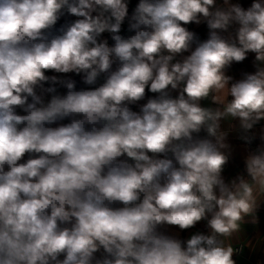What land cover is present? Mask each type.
<instances>
[{
	"label": "clouds",
	"instance_id": "1",
	"mask_svg": "<svg viewBox=\"0 0 264 264\" xmlns=\"http://www.w3.org/2000/svg\"><path fill=\"white\" fill-rule=\"evenodd\" d=\"M130 2L0 0V264H237L249 246L264 0Z\"/></svg>",
	"mask_w": 264,
	"mask_h": 264
},
{
	"label": "crops",
	"instance_id": "2",
	"mask_svg": "<svg viewBox=\"0 0 264 264\" xmlns=\"http://www.w3.org/2000/svg\"><path fill=\"white\" fill-rule=\"evenodd\" d=\"M244 2L250 3V0H244ZM193 29L198 35L206 37V25L201 24L197 26L193 24ZM252 59L253 57L250 54L248 60L244 61L242 64H233V66L227 70L226 74L239 78L242 72L252 70ZM148 95L152 96L153 94L149 93ZM144 102H146V100L140 103ZM133 108L134 110H138V106H133ZM224 127L227 128V124H225ZM229 143L232 148V159L226 167L225 176H232L242 168V159L245 155L244 146L242 141L238 138V133L233 132L230 134ZM257 215L258 223L255 225L250 223L246 224L241 234L242 241H247L249 246H246L243 252L236 258L237 264H264V207L258 211ZM167 231L171 234H178L187 238L196 231H205V222H201L197 224L195 228L185 232H180L176 227H170Z\"/></svg>",
	"mask_w": 264,
	"mask_h": 264
},
{
	"label": "trees",
	"instance_id": "3",
	"mask_svg": "<svg viewBox=\"0 0 264 264\" xmlns=\"http://www.w3.org/2000/svg\"><path fill=\"white\" fill-rule=\"evenodd\" d=\"M136 3H137V0H131V2H130V12H131V9L135 6ZM74 19H75V17H71V16H68V15H65V17H63V18L61 19V21L58 23L57 27H59L60 24H63V23H65V22H70V21H72V20H74ZM188 27H189L190 30H193V31H194V29H193V24H192V25H189ZM126 28H127V24L125 23V25H124V29H123V31H122V34H125V35L127 34V32H126ZM199 37H200L201 39L206 38L205 36H200V35H199ZM104 38H108V39H109V43H111V40H110L109 34L105 33V34H104ZM69 75H72V77L78 81V85H77L78 88H79V87H84L83 84L79 83L80 78H79L78 76H75L74 74H69ZM62 90H63V89H61V91H62Z\"/></svg>",
	"mask_w": 264,
	"mask_h": 264
},
{
	"label": "rangeland",
	"instance_id": "4",
	"mask_svg": "<svg viewBox=\"0 0 264 264\" xmlns=\"http://www.w3.org/2000/svg\"><path fill=\"white\" fill-rule=\"evenodd\" d=\"M62 91H65V90H62Z\"/></svg>",
	"mask_w": 264,
	"mask_h": 264
}]
</instances>
